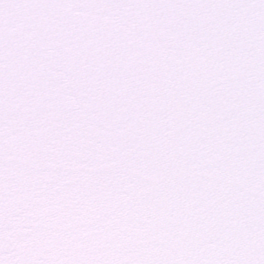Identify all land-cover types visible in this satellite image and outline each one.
<instances>
[{
	"label": "snow or ice",
	"instance_id": "1",
	"mask_svg": "<svg viewBox=\"0 0 264 264\" xmlns=\"http://www.w3.org/2000/svg\"><path fill=\"white\" fill-rule=\"evenodd\" d=\"M0 264H264V0H0Z\"/></svg>",
	"mask_w": 264,
	"mask_h": 264
}]
</instances>
